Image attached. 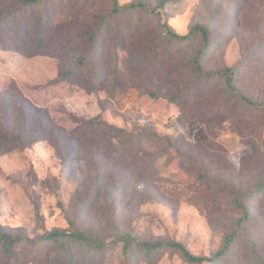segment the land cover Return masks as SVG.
Segmentation results:
<instances>
[{
  "label": "rangeland",
  "instance_id": "374dc122",
  "mask_svg": "<svg viewBox=\"0 0 264 264\" xmlns=\"http://www.w3.org/2000/svg\"><path fill=\"white\" fill-rule=\"evenodd\" d=\"M140 1L150 13L116 9ZM162 1L0 0V123L26 137L0 154V225L15 241L11 252L0 244V264H130L125 235L132 264H193L136 246L159 241L213 259L202 264H264V108L194 62L201 51L203 72L236 66L238 89L264 102V0ZM198 25L206 40L198 28L185 41L167 34ZM180 89L183 102L172 100ZM89 120L133 136L113 148ZM139 134L141 146L125 144ZM51 231L112 246L66 252L44 238Z\"/></svg>",
  "mask_w": 264,
  "mask_h": 264
},
{
  "label": "trees",
  "instance_id": "16d2710c",
  "mask_svg": "<svg viewBox=\"0 0 264 264\" xmlns=\"http://www.w3.org/2000/svg\"><path fill=\"white\" fill-rule=\"evenodd\" d=\"M27 3H37L40 0H25ZM169 0H163L160 4L164 5L166 2ZM137 8H142L145 10V12L150 13V6L149 4L140 1V2H133L125 7L120 6L117 4L116 9L119 10L120 12H130L133 11ZM0 22H2L0 20ZM197 28L200 30V33L204 36V40L207 39V30L203 25H198L196 29L192 30L186 35H178L175 33L170 27H168L167 34L170 36L178 39L179 41H185L189 40L190 38L195 35L197 32ZM98 41L97 34L95 32L91 33L89 36V42L91 46H94ZM208 45H205V48H207ZM200 55L201 51L197 54L195 57V65L198 71L202 74L204 78L208 79H218V78H224L228 91L230 92V95L233 96L234 98L242 101L244 104L251 105L254 107L258 108H264V102L256 101L248 97L245 93H243L238 87L235 85L236 81V76H237V68L236 66H231V67H226L223 70L220 71H213V72H203V68L201 65L200 61ZM93 56L91 51H87L81 56L78 57V64L80 69L79 72H83L85 69H87L92 62ZM91 80H99V72L94 71L93 73L89 72ZM101 78V77H100ZM105 79V75H104ZM88 81L91 83L90 79ZM185 92L183 89H180L177 93H175L172 96V100L174 101H179L183 102V98H185ZM86 128H92L96 131H102L105 133V144H109L114 148V143L116 142L114 138L116 137H122V136H133L132 133L128 132L124 128L117 127L113 124H108L107 122L101 121V120H89L85 122ZM43 130V127H41ZM143 136V134H139L138 136H134L135 140H129L126 141L125 144L132 145L133 143L139 142V145H142V142L138 137ZM26 137H23L20 133H10L9 131L3 129L0 123V154L10 152L15 150L16 148H23L25 145V142H23ZM138 138V139H137ZM162 141H165L164 139H161ZM168 141V140H167ZM169 142V141H168ZM170 143V142H169ZM115 144H121V143H115ZM123 144V143H122ZM124 145V144H123ZM121 146V145H120ZM100 145H98V148ZM240 206L242 207L243 210L247 211L244 203L240 202ZM46 240H51L58 245L61 246V248L64 251H69V244L70 243H77V244H86L89 245L93 248H98V249H104L107 248L108 246H112V243L107 244L105 241L99 239L98 237L94 236L92 233L84 231H76V232H67V231H51L48 233L45 237ZM236 236L231 235L227 239V243L224 246L222 250L219 251L218 257L215 259L216 261L224 260L227 258V253L232 246L233 241H235ZM120 240H122L123 243V250L125 253V256L130 264L133 263L134 257L132 254V241L133 239L129 236H123ZM14 238H12V235L9 234L8 232H4L2 226L0 225V244L6 248L8 252H11L12 250V245L14 244ZM138 248L145 249L146 253L149 255L153 254L154 251L160 250L165 247L173 248L176 252L181 254L182 257H184L187 261L193 264H202L204 261H211L213 260L210 257L206 256H201V255H195L191 253L187 247L181 243V242H174V241H167V242H155V243H148V242H138L136 244Z\"/></svg>",
  "mask_w": 264,
  "mask_h": 264
}]
</instances>
